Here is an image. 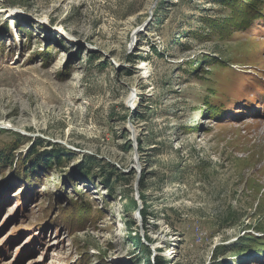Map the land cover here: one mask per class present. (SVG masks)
<instances>
[{"label":"rangeland","instance_id":"rangeland-1","mask_svg":"<svg viewBox=\"0 0 264 264\" xmlns=\"http://www.w3.org/2000/svg\"><path fill=\"white\" fill-rule=\"evenodd\" d=\"M0 122V264H264V0H0Z\"/></svg>","mask_w":264,"mask_h":264},{"label":"bare ground","instance_id":"bare-ground-1","mask_svg":"<svg viewBox=\"0 0 264 264\" xmlns=\"http://www.w3.org/2000/svg\"><path fill=\"white\" fill-rule=\"evenodd\" d=\"M39 19H41L42 21H44V20H47V17H46V16H41V18H39ZM11 28H12L13 31H16V32H17V30H16V28L14 27L13 24H11ZM56 29H57L58 31H60L61 33L66 34L67 37H70V38L72 37V35L67 34V33L64 32L61 28L56 27ZM62 55L65 56L66 54L63 52ZM64 56H63V58H64ZM60 60H61V61H60ZM60 60H59L58 63H57V64H59V65H60V63L62 62V57H61ZM138 68H139L140 70H142V72H141L140 75L138 76L139 79H140V77H141V78H145V77L149 76V64H148V63H146V62H142V64H140V65L138 66ZM139 94H140V91H139L138 87L136 86V88L132 91V93H131V98H130V100H131V102L133 103V105L136 104V100H137V97H138ZM129 102H130V101H129ZM0 125H1V126H6V123H5V122H0ZM129 128H130V127H129ZM131 128H132V131L134 132L135 139H137L138 129H137L135 126H131ZM263 129H264V128H263ZM260 133H261V132H260ZM261 134H262L261 136L264 138V133H261ZM263 167H264V163H263ZM163 232H164V230H157V231H153L152 233L154 234V237H155V238H160V237L162 236Z\"/></svg>","mask_w":264,"mask_h":264},{"label":"trees","instance_id":"trees-1","mask_svg":"<svg viewBox=\"0 0 264 264\" xmlns=\"http://www.w3.org/2000/svg\"><path fill=\"white\" fill-rule=\"evenodd\" d=\"M132 204H133V208L134 209H138V205H137V202H136V200H134V199H132ZM134 239H137L140 243H141V237H140V235H134V237H133ZM151 252L150 251H148V260H149V262L151 261L150 259H151ZM154 264H165V262L163 261V260H160V257H158L157 258V260L154 262Z\"/></svg>","mask_w":264,"mask_h":264},{"label":"water","instance_id":"water-1","mask_svg":"<svg viewBox=\"0 0 264 264\" xmlns=\"http://www.w3.org/2000/svg\"><path fill=\"white\" fill-rule=\"evenodd\" d=\"M137 210H138V212H139L140 208L138 207V209H137Z\"/></svg>","mask_w":264,"mask_h":264}]
</instances>
